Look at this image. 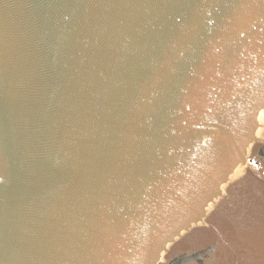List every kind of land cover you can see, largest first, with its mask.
<instances>
[{
	"label": "water",
	"instance_id": "95a60500",
	"mask_svg": "<svg viewBox=\"0 0 264 264\" xmlns=\"http://www.w3.org/2000/svg\"><path fill=\"white\" fill-rule=\"evenodd\" d=\"M0 264H264V0H0Z\"/></svg>",
	"mask_w": 264,
	"mask_h": 264
}]
</instances>
